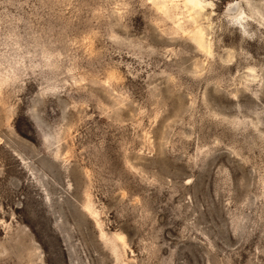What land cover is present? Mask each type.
Returning <instances> with one entry per match:
<instances>
[{
  "label": "rangeland",
  "instance_id": "rangeland-1",
  "mask_svg": "<svg viewBox=\"0 0 264 264\" xmlns=\"http://www.w3.org/2000/svg\"><path fill=\"white\" fill-rule=\"evenodd\" d=\"M203 4L0 0V264H264V0Z\"/></svg>",
  "mask_w": 264,
  "mask_h": 264
},
{
  "label": "bare ground",
  "instance_id": "bare-ground-1",
  "mask_svg": "<svg viewBox=\"0 0 264 264\" xmlns=\"http://www.w3.org/2000/svg\"><path fill=\"white\" fill-rule=\"evenodd\" d=\"M173 1V0H172ZM203 1L204 0H183V5H184V7L186 8V10L188 11V12H191V11H198L199 9H203V7H204V4H203ZM164 5L165 4H163V5H161V6H163L164 7ZM166 6V5H165ZM168 8V7H167ZM185 10V9H184ZM186 11V12H187ZM238 14H239V12H238ZM199 30V29H198ZM200 33V32H199ZM200 36V35H199ZM201 38H202V36H200V38H199V42H198V44H199V46L202 48V43H200V40H201ZM202 44V45H201ZM121 240H122V238H121Z\"/></svg>",
  "mask_w": 264,
  "mask_h": 264
}]
</instances>
